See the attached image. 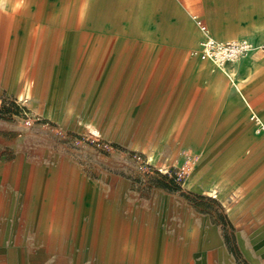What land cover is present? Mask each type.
Masks as SVG:
<instances>
[{
  "label": "rangeland",
  "instance_id": "1",
  "mask_svg": "<svg viewBox=\"0 0 264 264\" xmlns=\"http://www.w3.org/2000/svg\"><path fill=\"white\" fill-rule=\"evenodd\" d=\"M37 1L72 17L0 0V264H264V119L203 82L192 20L252 39L264 0H122L152 50L93 44L76 0Z\"/></svg>",
  "mask_w": 264,
  "mask_h": 264
},
{
  "label": "crops",
  "instance_id": "2",
  "mask_svg": "<svg viewBox=\"0 0 264 264\" xmlns=\"http://www.w3.org/2000/svg\"><path fill=\"white\" fill-rule=\"evenodd\" d=\"M34 8L37 10V15L40 16V19H43L44 23L47 22L45 20L50 19L51 22H59L63 26H67L69 24V20L71 19L70 12L72 11V5L65 4L66 8H64V14L60 15L55 13L54 8L50 11V7L47 8V5L43 2H38L37 0H33ZM64 3H66L64 1ZM260 7V6H258ZM76 9H80L82 11V15L84 20H88L87 24L91 28L90 38L91 42L94 44L99 40V44L104 45L105 48L112 47L123 48L124 50H129L139 47H146L148 50H152V34L142 29L141 34L139 33V29L142 24V17L134 16V10L132 8L130 1H122V0H87L84 2L82 6V0H76ZM33 10V9H32ZM33 12L31 10H22L21 15L22 18H27ZM252 14V13H251ZM0 20H3L4 23L0 26V41L5 40V37L10 34L11 27L10 23H7V14L0 12ZM194 24L197 26V43L204 37V32L199 29L196 24V20L192 17ZM207 23V22H206ZM42 28V27H40ZM50 29V27L48 26ZM211 34L217 38L218 40H238L241 38H247L255 46H259L264 44V19L257 23L249 24L245 27L246 31L252 32V39L248 36L239 35L241 34L239 31L237 38H222L218 37L214 31L209 27ZM132 46V47H131ZM128 48V49H127ZM259 48H255L249 52H247L242 58L234 63H229L228 68H235L237 71V75L241 76L243 80V90L253 104L255 109L261 114L264 119V112H261L257 107L254 101L252 100V95L254 90L261 91L263 87L264 81V53L258 54ZM75 56L76 52H80L78 48L74 49ZM211 63H205L199 57V61L196 65V69L200 71V76H202V80L205 83L209 82L210 89H215L214 91L217 93L218 91L214 84L220 83L223 84L226 90H228L227 96L222 95V100L229 105H235L236 103L241 106L244 110L245 114L251 116L250 110L245 106V99L232 87L229 86V82L225 76L219 74V72L211 71ZM260 70V74H257L256 71ZM232 79L230 76H228ZM224 78L227 80L228 85L226 86L224 83ZM222 93V92H221ZM240 114V113H239ZM252 118V116H251ZM239 125L244 124V118L238 117ZM255 123V120L253 121ZM264 149V145H262ZM225 171V170H224ZM212 190H215L213 187ZM217 191V190H216ZM218 238L219 236H215ZM261 240L264 242V232L261 234ZM177 259L180 258L177 256ZM199 264H202L199 263Z\"/></svg>",
  "mask_w": 264,
  "mask_h": 264
},
{
  "label": "built area",
  "instance_id": "3",
  "mask_svg": "<svg viewBox=\"0 0 264 264\" xmlns=\"http://www.w3.org/2000/svg\"><path fill=\"white\" fill-rule=\"evenodd\" d=\"M197 23L204 32V38L200 45L201 50L198 52L203 59L208 57L217 64L235 60L252 46L247 40L221 42L211 34L202 18H198Z\"/></svg>",
  "mask_w": 264,
  "mask_h": 264
},
{
  "label": "bare ground",
  "instance_id": "4",
  "mask_svg": "<svg viewBox=\"0 0 264 264\" xmlns=\"http://www.w3.org/2000/svg\"><path fill=\"white\" fill-rule=\"evenodd\" d=\"M200 29V28H199ZM204 38V37H203ZM203 38L199 41V43H200V45H201V43H202V41H203ZM240 40H247L249 43H251V47L242 55V56H240L239 58H237V59H235V60H228V61H225V62H223V63H219V64H217V63H215L212 59H210V58H202V56L198 53V55H199V57H200V59H202L203 61H207V62H210V63H212L214 66H216V67H218V68H220V69H222L223 71H225L226 73H227V63H234V62H236V61H238L240 58H242L247 52H249V51H251V50H253V49H255V48H259V49H262V47L264 46V44H262V45H259V46H255L254 44H253V42H251L249 39H247V38H241V39H238V40H219V41H221V42H224V41H240ZM231 78L232 79H230L231 81H232V83L234 84L233 86H234V88L236 89V91L245 99V102L248 104V106L250 107V109L254 112L253 114H255L256 116H257V119H259L260 117H259V114H258V111H256L255 110V108L252 106V104L249 102V100L247 99V97H246V95H245V93H244V91L242 90V88H241V85H240V83L239 82H237L236 81V79H235V75L234 74H231ZM231 83V82H230ZM246 106V105H245ZM258 122V121H257ZM263 125H264V123H263ZM262 124L259 126V127H263L264 128V126H263ZM91 128H93V126H91ZM210 192H212L213 193V195L214 196H217L218 195V193H217V191H216V189L215 190H211Z\"/></svg>",
  "mask_w": 264,
  "mask_h": 264
}]
</instances>
